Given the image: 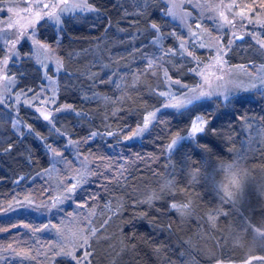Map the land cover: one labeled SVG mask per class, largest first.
Masks as SVG:
<instances>
[{"label":"trees","instance_id":"trees-1","mask_svg":"<svg viewBox=\"0 0 264 264\" xmlns=\"http://www.w3.org/2000/svg\"><path fill=\"white\" fill-rule=\"evenodd\" d=\"M96 3L108 7L105 15L109 16L113 27L107 33L100 21L91 18L73 20L65 15L61 26V56L64 60L72 57L73 61H63L56 97L61 106L72 105L76 111L87 116V119H80L68 113L59 114L57 127L64 131L65 139L83 140L89 130L103 131L106 124L112 131L129 126L134 128L146 114L145 109L157 106V97L152 96L149 89L161 90L157 87L158 77L147 73L136 77L129 74L125 79L117 80L123 91L101 84L98 91L102 99L91 102L82 99L80 81L75 76L89 70L100 72L101 69L99 65L93 66V61H81L80 55L90 45L108 42L112 31L128 30V23L120 20L117 12L112 10L110 0H96ZM128 6L131 10L132 6ZM163 10V4L153 3L144 19L161 25L165 33L172 29L177 31V23L161 16ZM44 22L41 24L43 37L49 42L55 41L56 27L50 21ZM93 23L98 25L95 29L91 28ZM145 27L142 20L139 28L132 31L142 32ZM127 39V31L113 35L112 40L119 41L113 55L116 59H112L114 63L102 61L104 64L111 63L121 76L127 69L120 68L117 60L119 65H129L136 73L146 67L139 58L137 48H131ZM163 44L170 47L175 40L166 39ZM129 48L131 51L126 52L125 49ZM24 49L23 53L29 52V49ZM143 51L151 57L155 49L145 43ZM132 53L137 54L134 57ZM3 57L0 55V60ZM27 57L21 56L23 59L11 64L9 69L18 77L19 87L38 89L42 82V70L32 58ZM231 60L234 61L233 58ZM182 67V64L176 63L170 74L177 77L175 70ZM65 73L72 74L73 79L69 80ZM162 74L161 71L160 76ZM181 76L185 83L195 82L188 74L181 73ZM135 81H138L135 84L138 90H131L129 86ZM197 108L200 114H208L210 128L222 131L224 135L207 133L198 140L182 142V147L171 159L168 158L169 153L162 149L176 132H182L187 127V123L183 118L167 114L161 118V124L139 139L123 141L121 136L118 141L115 137L98 136L94 142L83 145L82 152L91 154L92 158L97 154L106 157L102 168L108 167L109 163L113 167L110 178L91 175L88 182L82 185L77 201L85 203L88 215L80 225L91 238L98 232L105 234L107 227L112 226L119 232L110 243L105 242L108 247L106 252L114 255L120 251L125 254L121 261L114 263L112 255H99L94 240L91 245H86V251L92 253L88 257L89 264H215L224 261L242 263L247 259H250V264H264V151H261L264 148V94L240 91L231 96V103L215 98L211 102H200ZM2 110L0 140L7 148V141L11 138L15 147L11 154L0 156V197L27 185L32 174L43 170L50 162L49 152H46L42 140L26 135L27 132L22 133L21 136H25L22 141L15 140L11 122L2 116L6 112L0 108V112ZM113 111L118 112V117L111 115ZM33 112L24 107L18 113L23 123L38 135L48 138V144L64 147L65 139L50 132L42 118L37 119ZM105 116L108 117L106 121ZM245 118L250 122H246ZM168 130H171V136ZM98 163L96 161L91 170L94 171ZM24 177L26 179H21ZM234 184L237 186L235 189L232 188ZM92 193L95 196L90 198ZM154 194L160 199H153L151 204L145 203ZM173 199L179 206L176 213H170L165 208V203H171ZM208 213L212 216L209 217ZM9 234L3 239L8 243L0 242L16 246L15 239L11 240L13 236ZM38 237L46 239L42 235ZM112 243L117 245V250L110 249ZM46 253L49 259L45 260L43 256L41 264H51V252ZM57 264H69V261L58 257Z\"/></svg>","mask_w":264,"mask_h":264},{"label":"snow or ice","instance_id":"snow-or-ice-1","mask_svg":"<svg viewBox=\"0 0 264 264\" xmlns=\"http://www.w3.org/2000/svg\"><path fill=\"white\" fill-rule=\"evenodd\" d=\"M110 3L112 10L117 12L120 20L128 23V30H119L127 31V43L131 48H137L139 58L146 67L142 68L140 73H136L133 72L129 65H119V61L117 60L116 62L120 68L127 69L124 76H121L119 70L111 67V63L104 64L100 59H96L92 62V65H99L101 69L100 72H92L89 70L87 73L76 75L75 78L80 81L79 90L82 93V99L91 102L93 100L99 101L102 99L98 91L101 84L123 91L122 86L117 83V80L125 79L129 74L136 77L147 73L154 77H158L159 84L157 87L161 90L156 91L155 88L149 89L150 94L157 97V106L151 110L145 109L146 114L142 115L135 130L129 126L127 128H120L118 131H112L111 127L106 124L103 131L89 130L88 136L83 140L65 139L64 131L57 127L59 123V114L68 113L80 119H87V116L83 112L76 111L72 105L61 106L57 97L51 94V88L37 89L27 86L19 87L16 85L17 78L12 77L8 67L10 61L12 64H15L18 59L23 58L18 56L17 51L5 53L4 47L8 46L15 50L21 40L27 41L29 39L30 34L33 36L32 47L38 51H52L47 44H40L34 39L35 29L39 26L40 22L52 21L55 25H59L62 23L63 16L67 14V16L73 20L77 18L84 20L91 18L93 21H100L104 26L105 33L111 30L113 24L109 16L105 15V12L108 11L107 5H98L96 0H47V2L46 0H22V13L21 11H17L21 5H17L13 0H0V15L12 14L8 17L7 21H4V24H6L4 31L7 32L11 30L14 32L15 36L14 39H11L10 44L5 41L4 45H0V55L5 56V59L0 62L2 63L0 73L3 74V81L5 84V87L0 89V108L5 106L8 98L11 96L13 86H16L14 89L16 91V100L14 103L20 108L28 107L30 109L35 105L33 115H35L37 119L42 118L50 132L55 133L61 139H65V151H67L68 147L78 148L80 144L94 142L98 136L115 137L118 141L121 136L123 137V141L134 140L142 134L149 132V130L156 125L161 124V116L165 114L172 115L176 118H183L187 123V127L184 128L182 132H176L174 138L162 149V151L169 153L168 158L171 159L172 155L182 147V142L198 140L207 133L218 136L224 135L222 131L210 128L211 121L207 118V113H199L197 105H199L201 101L213 97L219 100L220 97L223 96L224 102L231 103V93L233 91H250L258 87L264 88V76L260 78L259 85L252 84L251 89H244L239 85H234L232 89L220 91L218 86L214 84V81H223L225 74L231 69L227 57L233 50V45L236 44L237 41H243L246 37L254 39L258 50L264 51V19L259 18L258 15L264 11V0H259L258 4L255 0L249 4H240L237 3V0H231L230 3H225L224 0H219V2H216V0H204L203 3H201L200 0H195V3H193V0H184V3L191 5L193 10L199 8V15L211 21L212 31L217 33V37L212 44H206L199 39V24L196 25L195 31H192L191 26L188 25V30L181 33L186 39H181V35L171 32L165 33L161 25L154 22L149 23L144 19L148 16V9L152 7L153 3H161L164 5L161 16L175 20L179 15L177 12L179 6L175 3H171V6H169V0H110ZM128 5L132 6L131 10ZM205 13H207L206 16ZM21 14H23L22 18L25 21L24 23L13 20L14 16L19 17ZM187 16H190V13L180 15L179 18L184 22ZM130 17L131 20L129 19ZM142 20L146 25L145 29L142 32L132 31V29L139 28V23ZM97 26L96 23H93L91 28L95 29ZM258 29L261 30L260 35L256 34ZM62 32L63 28H60L55 40L57 47L62 42L60 38ZM238 32H242L243 34L238 35ZM98 39H101V37H98ZM166 39H173L177 43L165 49L162 41ZM145 43L155 49L151 57L146 55L143 51ZM131 48L125 49V51L129 52ZM201 49H208L211 53L210 58H204L208 60L207 64L195 54L196 51ZM132 54L135 57L137 53ZM176 57H180L181 59L177 60L175 59ZM31 58V56L27 57V59ZM109 60L111 61L112 58L109 57ZM55 63L57 65L55 71H61L63 68L61 61L56 60ZM176 63L182 64L183 67L175 70V75L178 78L173 79L170 72L173 71ZM45 67L49 71L52 69L51 64L45 65ZM248 67L255 66L241 64L237 70L247 74ZM161 71L163 73L162 76H160ZM258 71L264 72V65H262ZM101 73L104 74L102 75ZM181 73L192 76L195 81V86L183 83ZM217 73L220 74L218 75ZM53 74L55 75V72ZM65 75H67L69 80L73 79L72 74L65 73ZM44 79H49V77L45 76ZM136 83H138V81H135L133 85L129 86L131 90H138L135 87ZM21 96H23V100H21ZM103 99L109 98L103 97ZM111 102L116 103V101ZM111 115L118 117V112L113 111ZM107 119L108 117L105 116V121ZM17 120L19 121V117H17ZM245 121L250 122L248 118H245ZM164 123L167 124L168 122ZM17 126L18 125H13L12 135L15 137V140L22 141L25 136L17 134ZM20 131L21 133L24 132L23 129H20ZM171 134V130H168V135L171 136ZM26 135H31L38 140H42L46 152L52 153L54 162H56V157H60L61 160H64L65 164L68 163L57 148L47 143V137L38 135L31 127L27 128ZM7 143L9 146L4 148V141L0 140V156L13 152L15 147L14 140L9 138ZM253 143H256V141L253 140ZM261 151H264V148H262ZM77 159L80 160V170L76 177L59 182V186L63 190L61 195H53L54 190L46 185L40 189L38 197L35 193H28L23 199L16 197L14 204H8L6 207H3V212L5 214L10 212L20 214V211L23 210L24 213L28 215H31L33 212H39L40 215H43L41 209H58L65 200L70 199L82 186V182L86 180L88 175H96L98 178L111 177L113 166L109 163L108 167L102 168L106 162V157L103 155L97 154L94 160H90L89 156L81 158L77 153ZM96 161H99V163L96 164L94 171L89 169V163L95 164ZM116 171H120V169H116ZM47 173L48 170H45L42 173H38V175L46 176ZM21 179H26V177ZM74 179L76 182H73ZM17 183H19V181H17ZM13 195L15 196V194ZM93 196H95V193L90 194V198ZM37 199L40 200V203L36 202ZM153 199H160V197L154 194L153 196H149L145 203L151 204ZM186 206L187 205H185V207ZM80 207H83V205H80ZM165 208L170 213H176L179 206L173 199L171 203H165ZM208 216L211 217L212 213H208ZM9 219H11V217H9ZM12 228L17 229V231L11 232ZM49 229H55L61 239L64 238L63 232L60 229H56L55 225L50 223H45L43 227L31 225V223H14L11 225V228H0V231L10 232L17 246L22 244L24 247H28V242L23 239L24 236L31 237L34 233L47 232ZM89 231L91 232L92 229H89ZM127 239L130 240V238ZM32 243H36L35 239L32 240ZM86 245H88V239L83 238L82 241L72 244L71 247L64 244H61L59 247H57L56 244L47 246L51 252V264H57L58 257L66 258L69 264H72V262H75V264H89L88 257L92 255L91 251H85L83 255H79L76 251L77 248L83 250ZM40 251L43 252L44 249L41 248ZM124 251L127 252L128 249L125 248ZM8 258H18L21 264H23L24 260L34 261L40 257L36 254L35 250L32 249L27 253L16 252L13 243H9L4 253L0 254V259L6 260ZM44 259H49L48 253H44Z\"/></svg>","mask_w":264,"mask_h":264},{"label":"rangeland","instance_id":"rangeland-1","mask_svg":"<svg viewBox=\"0 0 264 264\" xmlns=\"http://www.w3.org/2000/svg\"><path fill=\"white\" fill-rule=\"evenodd\" d=\"M14 3L17 5H21L20 8L17 9V11H21L22 13V0H13ZM47 2V0H46ZM201 3L204 2V0H200ZM216 2H219V0H216ZM225 3H230L231 0H224ZM253 0H237V3L240 4H249L252 3ZM255 2L258 4L259 0H255ZM171 3L177 4L179 7L177 8V12L179 15L176 17L174 21L175 23L178 24V29L177 31L173 32L174 29L171 30V33H176L177 35H181L182 32L187 31V26H191V30L195 31L196 30V25H200V33H199V39L205 42L206 44H212L214 43L217 33L212 31V23L210 20L203 18L202 16L199 15L200 9L196 8L193 10L191 5L185 4L184 0H169V6H171ZM193 3H195V0H193ZM185 13H190V16H187L185 18V21L182 22L180 20V15H184ZM12 15L11 13L7 15H0V44L4 45V42L7 41L8 44L11 43V39H14V32L13 31H7L5 32L4 29L6 28V24H4V21L8 20V17ZM67 15V14H65ZM63 16V18L65 17ZM207 13H205V16ZM259 15V18L264 19V11H262ZM23 14L21 16L13 17L14 21H19L20 23H24L25 21L23 20ZM44 22V21H43ZM43 22H40L39 26L35 29V35L34 39L35 41H38L40 44H47L50 49L52 50L51 52H45L43 50H37L34 47H32L33 43V36L32 34L29 35V39L27 41L21 40L17 48L14 50L11 47L5 46L4 51L6 53L11 52V51H17L18 56L21 58V56H31L32 60L41 68L42 70V82L40 81V86L39 88H51V94L57 96V87L59 86L58 84V77H59V72H56V60H60L62 65L64 66L63 57L61 56V46L59 45L57 47L55 41L49 42L47 41V38H44L42 32H41V24ZM49 22V21H48ZM45 23V22H44ZM50 23L56 27V30L59 32L61 26L63 25V19L62 23L59 25H55L52 21ZM260 29L257 30V35H260ZM113 35H120L121 31L114 30L112 31ZM170 33V32H169ZM111 34V37L109 38V41L106 43H98L94 45H90V47L87 49L85 53L80 57L82 58L81 61H94L96 59H100L101 61H110L109 57H111L113 60H115L114 51L115 48L119 47V41L117 40H112L113 35ZM238 35L243 34L242 32H238ZM181 39H186L185 36L181 35ZM112 40V41H111ZM164 40L162 41V43ZM177 42L175 41V44ZM26 45V46H25ZM164 45V44H163ZM23 47L25 49H29V52L23 53ZM172 47V46H170ZM169 46H165L164 48H170ZM24 49V50H25ZM192 50V49H190ZM23 53V54H22ZM195 54L200 57L202 60H204V63L207 64L208 60H205V57L211 56V53L209 52L208 49H201L195 52ZM68 61H73L72 57H70ZM228 60H229V65L231 66V69L225 74V78L223 81H214V84L218 86V89L220 91H225L227 89H232L234 85H239L241 88L244 89H251L252 84H257L259 85L260 78L264 76V72H259L258 69L264 65V51L258 50V47L256 45V42L254 39L246 37L243 41H237L236 44L233 45V50L228 54ZM231 58L234 59V61L231 60ZM5 59V56L0 60L2 62ZM78 59V57L76 58ZM242 59H244L242 61ZM111 60V62L114 63V61ZM76 61V60H74ZM11 61L8 65V67L11 66ZM51 64L52 69L49 71L45 65ZM241 64L244 65H254L255 67H248L247 68V74L241 73L237 69ZM0 67H2V63H0ZM214 71V69H213ZM55 72V75L53 74ZM12 77H16L18 80V77L14 75L13 73ZM218 75L220 73H217ZM47 76L49 79H44V77ZM173 77V76H172ZM178 77H173V79H176ZM16 80V85L19 86V81ZM40 80V79H39ZM39 83V82H38ZM185 83V81L183 82ZM190 86H195L194 83H186ZM5 87L4 81H3V74L0 73V89H3ZM16 86H13V90L11 91V96L8 98L5 106L3 107L4 110L6 111L3 113L2 116L6 117L7 121L9 120L11 123V127L13 125H18L16 128V132L20 135H23L20 131V129H23L24 132H27L28 126L23 123V121L19 117V110L20 107H18L14 101L16 100V91L14 90ZM250 91H259L264 94V88H257V89H251ZM240 92V91H238ZM237 91H233L231 93V96L233 94L238 93ZM244 92V91H241ZM220 98L224 99L223 96ZM23 96H21V100H23ZM215 98H210L207 100H203L201 102H211ZM203 104V103H202ZM204 106H206L204 104ZM28 108V107H25ZM35 105L31 110L34 111ZM3 112V110L0 112ZM164 115L161 116V118ZM17 117H19V121L17 120ZM136 126L134 128L132 127L133 130H135ZM130 135V133H129ZM143 135L142 134L140 137H137L136 139L141 138ZM135 139V140H136ZM131 141V140H129ZM84 144H80L78 148L76 147H68L67 151H65L66 145L63 146H57L53 145L52 147L57 148L58 151L61 152L62 156L64 157L65 160L68 161L67 164L64 163V160H61L60 157H56L55 160L56 162L53 161V155L51 152H49V159L50 162L48 163V166L44 168L43 170H40L36 172L35 174H32V176L29 178V183L27 185L21 186V188L17 189L14 193L10 195H3L0 197V228H11L12 224H24V223H31V225H39L40 227L45 224V223H50L52 225H55L56 229H60L63 232V239H61L60 235L57 233L55 229H49L47 232L43 233H38V234H32L31 237H28L27 239H24V241H27L29 246L24 247L22 244L20 246H14V249L16 252L19 253H27L30 251V249L35 250L36 254L40 257L37 260L34 261H28L24 260L23 264H33V262H37V264L42 263V259L44 256V253L49 251V248L47 246L56 244L57 247H59L61 244L67 245L71 247L72 244L77 243L82 241L83 238L88 239V244L91 245L92 242L95 240L96 247L99 249V255H103L106 257H110L111 252H106L108 250V247L105 245V242L112 241L113 237L118 234L119 231H117L115 228L112 226L107 227V231H105V234L100 235V233H96L94 237L91 238L89 233L82 229L81 227V221H83L86 218V214L88 211H86V207L83 205L85 203H80L77 201L78 198V193H80V190L82 189L83 186H81L77 192L68 200H65V202L59 206L58 209H52V210H43V215H40L39 212H33L31 215H28L27 213H24L23 210L20 211V214H17L15 212H10L8 214H5L3 212V207H6L8 204H14L15 203V198L19 197L23 199V197L28 194V193H35L36 196L38 197L40 194V189L44 186H49L51 189H53V195H61L62 194V188L59 186L60 181L67 180L72 177H76L78 171L80 170V160L77 159V153L81 158L85 156H89L90 160H94L92 156L89 153H84L82 152V147ZM93 163H89L88 167L91 169V166ZM45 170H48V173L46 176H40L38 173H42ZM66 173V175H65ZM91 175H88L86 177V180L82 182V185L85 184V182H88L89 178ZM73 182H76L74 179ZM238 184V183H237ZM70 186V185H68ZM237 186L236 184L232 185V188L235 189ZM15 194V196L13 195ZM37 203H40V200H36ZM80 205H83V207H80ZM88 215V214H87ZM11 217V219H9ZM12 230H15V228H12ZM42 235L46 239L42 240L38 236ZM262 235L264 236V231L262 232ZM10 236L9 232H4L0 231V241H3L4 238H8ZM11 240L14 238L11 237ZM35 239L36 243H32V240ZM0 242V254L4 253V250L6 249L8 244H4ZM106 242V243H107ZM8 243V242H6ZM114 243V242H113ZM112 243V246H109L110 249L112 250H117L118 248L116 247L117 245H114ZM88 245V246H89ZM43 248L44 251L41 252L40 249ZM77 253L79 255H83V252L86 251V246L84 247L83 250H80L79 248L76 249ZM125 256L123 252L118 251L117 254L112 255V260L114 263L117 261H121V259ZM262 259V258H261ZM264 260V259H263ZM250 259H247L246 261L239 263V262H216L215 264H250ZM255 263V262H254ZM0 264H21L20 260L18 258H8L6 260L0 259Z\"/></svg>","mask_w":264,"mask_h":264}]
</instances>
